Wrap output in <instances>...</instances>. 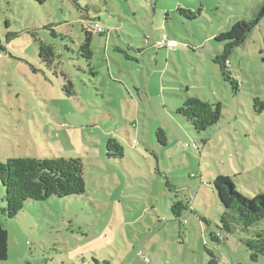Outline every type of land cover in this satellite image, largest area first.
I'll return each instance as SVG.
<instances>
[{
  "label": "rangeland",
  "instance_id": "obj_1",
  "mask_svg": "<svg viewBox=\"0 0 264 264\" xmlns=\"http://www.w3.org/2000/svg\"><path fill=\"white\" fill-rule=\"evenodd\" d=\"M263 5L0 0V162L81 158L86 183L81 196L30 200L7 219L0 182L9 232L0 264H264L246 246L264 221L222 231L224 208L210 185L222 175L245 196L264 194V109L254 108L255 99L264 105V18L231 58L238 90L214 62L224 49L217 38ZM95 23L108 34L94 31L89 61L80 46ZM164 36L173 48L158 47ZM42 43L55 50L52 69L41 63ZM65 76L75 96L64 92ZM191 97L222 105L215 127L198 133L178 114ZM111 139L122 159L107 157ZM179 201L188 210L177 220Z\"/></svg>",
  "mask_w": 264,
  "mask_h": 264
},
{
  "label": "trees",
  "instance_id": "obj_2",
  "mask_svg": "<svg viewBox=\"0 0 264 264\" xmlns=\"http://www.w3.org/2000/svg\"><path fill=\"white\" fill-rule=\"evenodd\" d=\"M39 4H44L49 0H34ZM79 8V0H72ZM80 9V8H79ZM187 16L188 12L180 10ZM264 18V5L257 17L250 22L242 21L234 25L229 32L221 34L217 41L224 43L223 52L214 58L215 64L219 66L221 74L226 82H229L233 90H238L239 83L230 70L231 58L236 49L242 47L247 42L249 36ZM92 30H85V41L80 46L83 58L92 60V40L94 27ZM53 35L55 33L53 32ZM100 35V34H99ZM104 36V35H100ZM41 63L52 69L55 64L56 54L52 46L41 44L39 52ZM68 81V78L65 76ZM70 97L75 96L74 84L68 81L64 87ZM254 108L264 105L255 99ZM259 113L262 112L258 111ZM194 129L198 132L207 131L215 127L222 118V105H213L201 101L199 98H188L178 110ZM159 143L167 146V139L163 131L158 134ZM107 157L109 159H122L124 150L117 140H109L107 144ZM0 182L6 190V208L1 210V214L7 219L16 218L23 212L28 201L45 202L52 197L68 198L81 196L86 192L84 176V164L81 158H12L7 162H0ZM213 192L217 194L224 212L221 215L222 231L232 232L233 224H239L242 230L249 232L255 226L264 221V194H259L256 198L245 196L239 192L230 178L219 175L210 184ZM170 187V183H167ZM188 210L182 201L174 202L172 213L175 219L180 220L184 211ZM212 239L219 242L220 239L212 234ZM247 251L251 259L257 262L264 257V228L251 231V238L246 241ZM9 253V232L5 228L0 217V262L8 258ZM209 264H216L211 260Z\"/></svg>",
  "mask_w": 264,
  "mask_h": 264
},
{
  "label": "built area",
  "instance_id": "obj_3",
  "mask_svg": "<svg viewBox=\"0 0 264 264\" xmlns=\"http://www.w3.org/2000/svg\"><path fill=\"white\" fill-rule=\"evenodd\" d=\"M94 31L100 35H107V31L103 29L99 24H96L94 27ZM175 45V42L171 41L167 36H164V40L161 42H158V47L161 48H173Z\"/></svg>",
  "mask_w": 264,
  "mask_h": 264
}]
</instances>
